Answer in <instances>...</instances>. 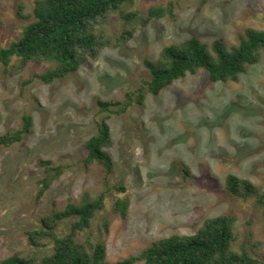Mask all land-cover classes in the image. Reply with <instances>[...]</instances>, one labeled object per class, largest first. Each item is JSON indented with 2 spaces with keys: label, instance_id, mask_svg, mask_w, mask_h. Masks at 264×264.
Segmentation results:
<instances>
[{
  "label": "rangeland",
  "instance_id": "374dc122",
  "mask_svg": "<svg viewBox=\"0 0 264 264\" xmlns=\"http://www.w3.org/2000/svg\"><path fill=\"white\" fill-rule=\"evenodd\" d=\"M35 1L0 0V48L21 37ZM169 2L175 5L174 20L143 24L149 9ZM120 12L136 18L125 21ZM247 29L264 31V0H133L92 26L114 45L62 80L45 84L37 78L52 64L31 61L19 69L18 58L7 68L0 64V134L19 128L24 115L33 121L20 142L0 146V263L16 253L33 255L39 263L52 246L31 247L26 233L40 228L54 204L62 209L86 191L104 190L103 169L83 163L84 145L106 115L97 99L121 100L135 90L149 76L144 60L156 62L166 46L191 36L234 46ZM127 31L133 38L116 44ZM107 124L115 168L104 209L78 236L80 243L91 233L105 242L107 261L116 262L156 240L193 235L209 218L235 215V250L264 259L261 209L254 198L225 190L226 177L235 175L264 191V50L237 82H211L205 71L187 75L158 95H147L143 104L111 115ZM40 160L67 168L38 200L44 177ZM115 199L128 203L125 219L112 213ZM71 222L64 220L56 234H67ZM104 222L109 223L106 233Z\"/></svg>",
  "mask_w": 264,
  "mask_h": 264
},
{
  "label": "trees",
  "instance_id": "16d2710c",
  "mask_svg": "<svg viewBox=\"0 0 264 264\" xmlns=\"http://www.w3.org/2000/svg\"><path fill=\"white\" fill-rule=\"evenodd\" d=\"M132 1L36 0L31 15L27 17L30 22L21 37L8 47L0 48V64L7 68L12 58L20 59L19 69L31 61L52 64L51 70L37 78L45 84L62 80L77 72L87 59H96L101 51L114 45L110 38L93 32L92 26L109 12L120 11L122 6ZM174 9L172 2L166 7L151 8L143 24L166 17L174 20ZM120 15L129 22L136 18L134 13L120 12ZM133 36V31L123 32L115 42L118 44ZM263 50L264 31L247 29L234 46H227L223 39L207 44L191 36L177 45L164 47L156 62L144 60L149 76L135 90L124 93L121 100L97 99L99 111L106 115L97 124V133L84 145L86 155L83 163L86 167L97 164L103 169L104 190L86 191L77 203L69 199L62 209L54 204L51 211L41 218L40 228L26 233L31 247L52 246L51 252L39 263L33 255L16 253L0 264H264V259L244 248L235 250L239 237L235 215L209 218L193 235H172L156 240L139 254L116 262L107 261L105 242L94 238L91 233H88L85 244L78 241V236L91 229L96 214L104 209L110 190L109 178L115 168L110 152L113 140L107 124L111 115L125 113L132 106L143 104L147 95L156 96L175 81L201 71H205L209 81L214 83L237 82L249 66L260 61ZM32 124V117L24 115L19 128L0 134V146L10 147L20 142L31 131ZM39 165L44 170V177L39 182L38 200L67 168L47 160H40ZM185 173L188 175L189 171L186 169ZM117 189L123 190V187ZM225 190L244 200L254 198L255 206L261 209L264 219V191L250 180L228 175ZM111 210L114 215L125 219L128 203L115 199ZM67 219H72L68 233L59 236L56 230ZM108 228L109 223L104 222L102 231L106 233Z\"/></svg>",
  "mask_w": 264,
  "mask_h": 264
}]
</instances>
